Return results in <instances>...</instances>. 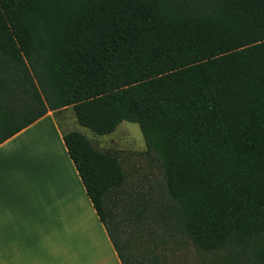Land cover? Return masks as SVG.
Masks as SVG:
<instances>
[{
    "label": "trees",
    "instance_id": "obj_1",
    "mask_svg": "<svg viewBox=\"0 0 264 264\" xmlns=\"http://www.w3.org/2000/svg\"><path fill=\"white\" fill-rule=\"evenodd\" d=\"M66 107L97 135L138 124L162 171L163 198L126 191L117 153L62 133L121 264L179 240L264 264V0H0V144Z\"/></svg>",
    "mask_w": 264,
    "mask_h": 264
},
{
    "label": "crops",
    "instance_id": "obj_2",
    "mask_svg": "<svg viewBox=\"0 0 264 264\" xmlns=\"http://www.w3.org/2000/svg\"><path fill=\"white\" fill-rule=\"evenodd\" d=\"M62 133L49 111L0 144V264H121Z\"/></svg>",
    "mask_w": 264,
    "mask_h": 264
},
{
    "label": "rangeland",
    "instance_id": "obj_3",
    "mask_svg": "<svg viewBox=\"0 0 264 264\" xmlns=\"http://www.w3.org/2000/svg\"><path fill=\"white\" fill-rule=\"evenodd\" d=\"M60 129L63 133L75 130L84 134L92 145L101 151L117 153L120 164L126 174L125 190L132 193L150 192L156 199L165 196L162 171L151 153L147 151L138 124L122 121L113 132L97 135L90 129L79 125L71 107L56 111ZM49 146V145H48ZM54 150V149H51ZM54 151H51V153ZM61 235L67 233L68 224H60ZM123 235L141 250L152 248L149 227H140L133 223H124ZM166 264H222L224 253L208 254L193 250L184 240L168 242ZM165 246V247H166ZM159 264H164L160 262ZM232 264H259L248 260L238 259Z\"/></svg>",
    "mask_w": 264,
    "mask_h": 264
}]
</instances>
